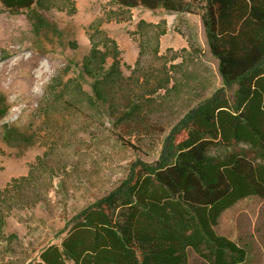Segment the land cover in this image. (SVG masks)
Segmentation results:
<instances>
[{
  "label": "trees",
  "instance_id": "1",
  "mask_svg": "<svg viewBox=\"0 0 264 264\" xmlns=\"http://www.w3.org/2000/svg\"><path fill=\"white\" fill-rule=\"evenodd\" d=\"M112 1L122 10L169 12H191L203 2L202 24L223 85L178 117L154 160L131 161L111 191L68 219L59 244L46 245L27 264H191V254L204 264H240L246 249L215 226L237 201L250 196L264 201V0ZM0 4L14 13L26 10L36 33L56 32L44 14L48 0ZM89 39L79 76L93 80L91 92L79 76L64 81L67 65L51 78L37 109L65 100L108 112L116 138L140 152L139 139L129 136L156 127L138 95L116 98L121 74L115 41L103 31ZM7 111L2 97L1 138L23 155L39 133L31 122L5 120Z\"/></svg>",
  "mask_w": 264,
  "mask_h": 264
},
{
  "label": "rangeland",
  "instance_id": "2",
  "mask_svg": "<svg viewBox=\"0 0 264 264\" xmlns=\"http://www.w3.org/2000/svg\"><path fill=\"white\" fill-rule=\"evenodd\" d=\"M48 1L44 14L55 33H36L26 10L14 13L0 4L4 119L31 122L39 133L37 144L18 156L3 143L0 131V264H27L46 245L59 244L75 212L111 191L131 161L154 160L178 117L223 85L202 24L203 2L191 12H169L122 10L112 0ZM102 31L118 49L116 98L138 95L156 127L129 136L139 139L140 152L116 138L108 112L65 100L37 109L61 69L69 65L64 81L79 76L89 35L98 39ZM79 78L90 93L93 80ZM215 229L246 249L240 264H264V201L255 196L237 201L221 214ZM189 261L204 264L194 254Z\"/></svg>",
  "mask_w": 264,
  "mask_h": 264
}]
</instances>
